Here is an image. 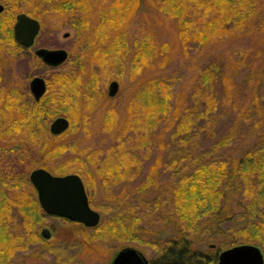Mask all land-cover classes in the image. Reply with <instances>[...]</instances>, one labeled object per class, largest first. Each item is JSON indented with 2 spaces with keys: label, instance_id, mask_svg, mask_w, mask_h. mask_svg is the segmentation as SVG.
I'll return each instance as SVG.
<instances>
[{
  "label": "trees",
  "instance_id": "obj_1",
  "mask_svg": "<svg viewBox=\"0 0 264 264\" xmlns=\"http://www.w3.org/2000/svg\"><path fill=\"white\" fill-rule=\"evenodd\" d=\"M0 1L7 7V12H0V41L14 53L22 46L13 38L12 21L18 3L26 1L31 7L28 14L39 20L46 10L72 15L73 25L84 20V34L90 31L94 37L89 51L97 52L100 61L117 59L126 50V23L105 27L110 31L97 37L98 26L103 25L98 11L93 16L85 11L79 17L86 6L98 8V0ZM141 2L114 0L110 10L115 17V5L125 3L123 13L128 19ZM155 2L175 22L188 51H201L222 39L238 40L239 44L231 51L205 55L187 92L174 90L172 76L157 75L141 82L130 97L120 126L111 116L105 120L113 133L109 156L89 176L91 184H100L105 201L101 208L111 216L107 223L93 228L97 232L109 229L123 244L147 247L150 264H211L222 249L205 250L200 243L231 233L236 234L232 245L253 243L264 253V0ZM144 54L140 49L135 56ZM91 59L89 53L85 62ZM136 69L132 71L138 72ZM112 71L108 69V73ZM78 72L60 75L66 81L61 94L48 93L36 101L28 90L17 87L0 99V111L7 115L5 137L2 131L0 139L13 140L16 132L30 140L41 134L44 150L62 158L66 147L51 146L42 118L52 117L54 108L73 105L75 121H80L83 109L94 101L95 85L84 82ZM80 81L83 87L76 90L74 83L78 86ZM80 94L85 99L78 101ZM138 102H142V116ZM10 195L12 203L23 207L18 213L40 216L34 187L15 189ZM9 204L7 198L0 199V264H9L10 257L25 248L28 237L38 238L34 226L26 233L11 223L14 212ZM25 222L26 218L27 227ZM165 230L169 234L164 238L154 237Z\"/></svg>",
  "mask_w": 264,
  "mask_h": 264
},
{
  "label": "rangeland",
  "instance_id": "obj_2",
  "mask_svg": "<svg viewBox=\"0 0 264 264\" xmlns=\"http://www.w3.org/2000/svg\"><path fill=\"white\" fill-rule=\"evenodd\" d=\"M98 1L100 3L99 9L91 4L80 11L79 17L85 11L91 16L95 14V11H98L97 17L100 18L99 20L103 25L100 27L97 23L100 28L96 33L97 37L106 35L110 31L107 30L109 27L113 29L123 22L127 24L123 36L125 42L122 41L126 50L123 51V56L117 57V59L115 57L98 60L96 58L97 52L94 54L89 51L90 45L94 44L92 42L94 37L90 31L87 33V36L90 35L89 38L84 34L87 25L82 24L84 20H78L76 25H73L72 19L74 18L72 15L61 16L52 10L42 12V18L38 19L41 28L32 47L25 48L22 46L19 51L14 53L6 46L5 42L0 41L1 100L13 88L19 87L28 90L29 81L37 75L42 76L47 81L48 85L44 95L54 92L57 94L64 89L65 84L63 82L66 81L62 80L60 75L73 71H79L78 73L83 75L84 82H88L90 86L95 84L97 88L92 91L96 106L84 108L80 121H75L73 105L63 106L58 110L54 108L52 117L42 118V121L47 122L48 133L45 137L50 141L51 146L58 145L61 147L64 145L66 147L64 152L62 151V158L55 154L49 155L44 150L40 138L41 134H36V138L30 140L27 135L16 132L13 135V140L0 139V199L7 198V201L10 202L8 207L14 212L11 223L18 230L27 233L26 229L31 230L34 226L33 229L35 228L38 236L35 239L25 236L28 239L26 240L27 244L24 245L25 248L18 250L14 256L10 257L9 264H108L115 252L124 246L138 248L149 259L150 249L135 243L123 244L122 238L120 239L110 233L107 228L97 232L93 227H86L81 223L61 217L46 215L42 209L37 218L34 215L30 217L28 213L23 214L21 211L18 213L17 209H23V207L20 206V203L19 205L12 203L10 194L15 189L29 190L33 188L29 181V173L38 167L45 168L56 175L76 173L84 181L90 206L101 214L99 224L107 223L111 212L102 210L101 207L105 205V201H103L101 186L97 183L94 184V182L91 184L89 176V172L91 170L95 172L96 168L104 162V158L109 156L107 148L112 144L113 133L109 131L108 126H105V120L111 116L120 126L127 116L126 109L130 97L140 87L141 82L146 81V79L150 81L157 75L172 76L174 90L187 92L190 84L198 76L197 65L204 60L205 55H211L222 50L231 51L239 44L238 40L222 39L211 42L201 51H188L178 36L175 22L157 8L158 3L155 0H142L137 12L128 19L123 13L125 3L123 6L122 3L115 5L116 16L114 17V13L110 10L114 0ZM0 4L2 5L0 12H7L6 3L0 1ZM18 6L19 9L16 14L31 12L28 1L19 2ZM14 21L15 17L12 21V27ZM65 32H69L66 37L63 35ZM244 43H247L246 38ZM38 47L64 48L68 53L67 59L56 67L46 65L34 53V49ZM140 49H144L146 54L136 58L135 54ZM89 53L92 59L87 63L85 61ZM135 67L138 70L136 73L132 71ZM108 69H113L111 74L108 73ZM55 78L60 81L55 80ZM112 79H116L120 83V87L114 97H109L107 85ZM82 87L81 81L78 86L74 83L76 90ZM74 88L73 85L69 86L70 91ZM69 90L67 89V92H70ZM83 94H80L78 101L85 99ZM31 99L35 100L32 94ZM141 104L142 102L137 104L140 116L143 114ZM5 113L4 110L0 111L2 136L5 131V120H7ZM57 116L67 117L70 123L68 129L61 135H53L49 130L50 122ZM25 218L27 219L25 222L28 224L27 227L24 224ZM29 220L35 221L31 224ZM45 227L51 231L50 240L41 236V230ZM168 234L169 230H165L154 237L164 238ZM235 235L234 233L223 234L205 239L200 243V247L205 250L226 249L232 246V239ZM238 243H242V241H238Z\"/></svg>",
  "mask_w": 264,
  "mask_h": 264
},
{
  "label": "water",
  "instance_id": "obj_3",
  "mask_svg": "<svg viewBox=\"0 0 264 264\" xmlns=\"http://www.w3.org/2000/svg\"><path fill=\"white\" fill-rule=\"evenodd\" d=\"M2 5L0 4V11ZM41 28L40 21L25 12L15 16L12 27L13 38L21 46L32 47ZM64 37L69 35L65 32ZM34 53L46 64L56 67L67 59L64 48L38 47ZM29 90L33 98L38 101L46 91V81L42 76H34L29 81ZM118 90V82L110 81L108 95L114 96ZM69 120L65 116H57L49 124L53 135L65 132L69 127ZM29 181L34 187L37 200L43 212L47 215L58 216L70 221L78 222L86 227H95L101 221L99 211L93 209L82 178L76 173L64 175L52 174L45 168L38 167L29 173ZM41 236L50 240L51 231L45 227ZM108 264H150L144 253L134 246H124L117 250ZM211 264H264L262 249L253 243H237L219 252L217 260Z\"/></svg>",
  "mask_w": 264,
  "mask_h": 264
},
{
  "label": "flooded vegetation",
  "instance_id": "obj_4",
  "mask_svg": "<svg viewBox=\"0 0 264 264\" xmlns=\"http://www.w3.org/2000/svg\"><path fill=\"white\" fill-rule=\"evenodd\" d=\"M27 48H29V47H27ZM35 50V49H34ZM112 80H116V79H112ZM112 80H110V81H112ZM46 81V80H45ZM110 81H109V83H110ZM117 81V80H116ZM118 82V81H117ZM109 83H108V85H109ZM47 81H46V89H47ZM92 85H95V84H92ZM97 85V84H96ZM108 85H107V92H108ZM98 87H99V85H98ZM119 87H120V83L118 82V90H119ZM94 90H96L97 88H96V86L93 88ZM118 90H117V92H116V94L118 93ZM28 91L30 92V90H29V84H28ZM31 94V93H30ZM115 94V95H116ZM107 95H108V93H107ZM114 95V96H115ZM109 96V95H108ZM114 96H109V97H114ZM41 99V98H40ZM91 105H90V108H94L95 106H96V101H92L91 103H90ZM52 134V133H51ZM62 134V133H61ZM61 134H59V135H61ZM82 181H83V179H82ZM84 182V181H83ZM85 186V185H84ZM37 195V194H36ZM89 199V198H88ZM89 204H90V202H89ZM41 208V207H40ZM42 209V208H41ZM47 215V214H46ZM49 216H52V215H49ZM56 217H58V216H56Z\"/></svg>",
  "mask_w": 264,
  "mask_h": 264
}]
</instances>
